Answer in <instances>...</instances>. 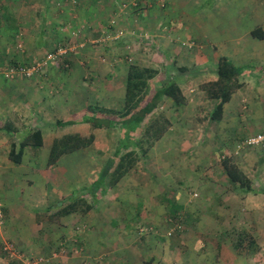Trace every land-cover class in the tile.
Segmentation results:
<instances>
[{
  "label": "rangeland",
  "instance_id": "374dc122",
  "mask_svg": "<svg viewBox=\"0 0 264 264\" xmlns=\"http://www.w3.org/2000/svg\"><path fill=\"white\" fill-rule=\"evenodd\" d=\"M132 4L137 2L125 6L127 8ZM2 7L0 2V11ZM1 15L0 13V27L3 26ZM111 26L108 31L115 35L112 40H109L110 36H106L102 30H91L94 50L104 54L110 53L114 48H121V51L125 48L129 54L125 64L129 62L158 67L157 69L169 73L168 76H179L182 80L181 89L185 97L187 96L188 103L176 109L169 101H164L160 110L172 122V127L162 143L164 148L154 156L147 155L118 182L119 184L117 183V186H111V174L119 161L118 157H115V151L118 147L120 127L102 133V144H95L87 151L64 157L59 166L68 169V173L55 171L54 177L58 174L62 176L63 173L69 181L71 180L68 194L84 181H93L94 173L90 172L91 169L102 168L97 177L109 170L98 191L84 195L93 207H98L100 213H94L93 218L89 217L91 213H87V218L69 215L64 219L58 218L55 222H48L49 227L45 225L48 229L45 227L40 230V239L9 236L5 244L16 253V258L8 257L3 251L4 243L0 244V257L5 260L3 264H36L37 261L42 262L41 264H264V169L262 171V167L256 166L263 154L262 150H240L236 136L231 139L233 147L222 145L225 135L219 133L223 128L222 124L207 119L214 103L207 99L205 93L199 91V79L202 74H195L191 61L184 64L188 66L187 71L180 70L184 62L176 56L171 58L168 65H165V62L163 65L155 63L154 54L160 53L161 49L150 46L152 39L161 32L167 34L166 37L173 38L172 27L154 30L139 29L135 26L129 28L130 30H123L116 28V23L112 25V22ZM71 28L72 26H68L63 29V35H66L63 38H68L72 30H77L78 36L70 37L72 44H78L74 52L76 53L83 43H80L83 32ZM186 31L188 30L183 31L184 37L179 39L176 45L183 52L193 54L198 44L189 40L190 32ZM121 40H126V46L117 45L115 42ZM21 42H16L18 51L24 50ZM135 52L142 55L145 62L143 59H135L139 57ZM13 65L16 63L10 66ZM4 81L5 79H0V84ZM30 115L28 110L20 120L9 123H13L21 132L39 127V124L36 125V118ZM49 130L50 128L46 129ZM90 130L92 131L91 127ZM48 134L49 138L54 136ZM0 135V148L4 147L3 150L0 149L3 151L1 163L3 159L8 160L12 143L19 140L13 134L0 132ZM224 151L231 152L236 163H241L242 167L249 171V176L254 182L252 193L247 194L239 187L233 188L229 184L222 167ZM124 153L125 151H122L120 155ZM48 157L49 149L30 150L25 153L23 167L14 164L18 178L12 177L8 182H14V185H9L11 190L7 196L11 201H18L21 190L26 195H35L33 187L40 182V178L32 174L26 176V173L31 171L24 170L26 166H37L43 170L46 166L49 170ZM86 164L87 178L79 182L77 167L82 165L85 168ZM82 170L84 172L85 169ZM10 173L12 174L9 171L5 175ZM21 181L24 184H21ZM147 183L151 185L150 191L144 192L143 187H146ZM39 185L44 187V184ZM93 185L94 183H91L87 187L93 190ZM9 186L0 187L3 215L0 228L5 226L4 220L7 219L3 195ZM166 196L175 204H181L183 209L177 210L175 215L171 214ZM62 201L63 199H60L58 202ZM137 205H140L138 209ZM42 216L43 214L40 217L43 218ZM23 232L25 230H20V233ZM34 233L37 234L38 231L34 230ZM242 233L248 234L254 245H249L248 238L238 250L237 242ZM43 241L44 244L41 243ZM61 243L63 245H60ZM251 249L253 253L249 251Z\"/></svg>",
  "mask_w": 264,
  "mask_h": 264
},
{
  "label": "crops",
  "instance_id": "0c3cea01",
  "mask_svg": "<svg viewBox=\"0 0 264 264\" xmlns=\"http://www.w3.org/2000/svg\"><path fill=\"white\" fill-rule=\"evenodd\" d=\"M75 1L76 3H73V0H0L3 5L0 11L3 17V26L0 27V71L11 64H33L44 59L47 53L54 50L57 43L64 39L63 37L66 35H63V29L68 26L83 32L80 42L83 43L80 49L70 55L67 60L52 65L32 79L1 82L0 86L3 88L0 87V124L7 121L16 122L17 119L20 120L25 115L26 111L30 110V116L35 117L38 121L36 125H40L36 128H40L43 132L44 146L40 149H49V154L55 139L72 133L83 135L94 133L96 139L93 146L102 144L103 140L100 139L102 133L113 129L94 132L87 124L63 128H56L55 124L59 120L77 115L89 105H100L107 108L122 107L126 93L125 82L128 65L130 64L129 62L125 64V59L127 61L129 54L125 48L122 51L121 48H114L110 53L104 54L102 51L97 52L98 50H94L93 41H91L93 35L90 33L93 30H102L106 36H110L109 40H112L115 35H111L108 30H111V22H115V27L123 30L135 26L139 29L154 30H165L168 29V26L172 27L173 38H168L165 36L167 34H161V32L152 39L150 46L152 48L156 46L158 50L161 49L160 53L154 54V60L159 57L165 62V65H168L171 58L174 59L175 56L178 59L181 58L180 61L184 62L183 65L187 61H191L195 74H202L199 79L200 85L216 81L219 59L221 57L230 59L243 70L242 88L225 105L223 119L219 122L223 127L219 133L225 134L222 145L232 146L231 139L234 136L238 139V143H241L249 137L264 133V39H258L252 35L256 29H260L264 34V0ZM132 2H137V4L126 8L125 4L129 5ZM139 22L140 24H138ZM184 30L190 32L189 40L196 41L198 44L193 54L183 52L176 45L179 39L184 37ZM19 41H22L21 43L24 45L23 51H18L16 48V42L18 44ZM115 42L117 45L126 46V40ZM136 54L139 57L135 59H143L145 62L142 55ZM187 67L184 65L180 70L187 71ZM152 68L157 69L158 67ZM173 77L181 87V78ZM171 105L173 104L171 103ZM175 108L179 109L180 107L175 106ZM47 128L50 130L46 131ZM214 132L215 130L213 136H215ZM48 133L51 135L55 133V135L49 138ZM166 135L149 151L148 157L154 156L164 148L162 143L167 137ZM118 137L119 145L120 134ZM0 149L3 150L4 147ZM1 150L0 157L3 153ZM30 150L35 149L28 148L25 151ZM232 150L229 149L233 153ZM254 150H262L263 154L256 166L262 167L263 171L264 145L258 146ZM66 156L69 155L63 156L61 160ZM24 165L23 159V163L19 166L23 167ZM238 165L251 178L249 171L242 167L241 163ZM86 167L87 164L85 168L82 165L77 167L79 182L87 178ZM14 169V164L10 162L9 158L2 160L0 163L1 188L14 185V182L8 183L12 177L18 178ZM28 169L31 173H26V176L28 174L37 175L40 182H35L34 196H30L27 192L26 195L21 190V196L17 202L11 201L7 197L11 190L10 186L4 192L3 204L7 219L4 220L5 226L0 228V244H5L6 239L11 235L40 239V230L45 229V225L49 227L50 223L48 222L52 223L58 218L66 217H55L51 220L46 218L45 212L64 196L69 195L67 190H70L71 180L69 181L63 175V173H68V169L60 167L59 164L49 170L46 169V166L44 170L37 166H26L24 171ZM82 169H85L84 172ZM9 171L12 174L5 175ZM55 171L63 172L62 176L58 174L55 178ZM101 171L100 167L91 169L90 172L94 173L93 181L90 183L84 181L77 189L98 181L100 176L97 177V175ZM21 184H24L23 181ZM39 184H44V187ZM147 184L146 187H143L144 192L150 191L151 185ZM5 196L6 198H4ZM166 200L170 204L169 212L173 214L175 209L172 208V205L177 204L169 196H166ZM6 205L10 207L7 208ZM136 207L138 209L140 205ZM89 213H91L89 217L93 218L94 213H100V211L97 206H94ZM41 214H43V218L40 217ZM71 216L88 217L79 214H71ZM7 223L10 224L6 225ZM48 227L46 228L48 229ZM20 230H25V232L20 233ZM34 230H37L38 233L35 234ZM41 243L44 244V241ZM3 263L5 260L0 257V264Z\"/></svg>",
  "mask_w": 264,
  "mask_h": 264
},
{
  "label": "trees",
  "instance_id": "16d2710c",
  "mask_svg": "<svg viewBox=\"0 0 264 264\" xmlns=\"http://www.w3.org/2000/svg\"><path fill=\"white\" fill-rule=\"evenodd\" d=\"M252 35L258 39H264V34L260 29L254 30ZM155 62L160 65L164 63L159 57H156ZM17 65L20 64L13 66ZM6 69H1L0 72ZM242 72L241 68L237 67L227 57L219 59L217 80L200 85V90L207 95L208 100L214 103V109L207 116V119H210L212 122H220L223 119L225 105L242 88ZM125 88V99L121 108L89 105L77 115L59 120L55 124L56 128L87 124L94 132L120 127L119 145L115 151V157H118L119 161L114 172L111 174V186H115L139 162L145 159L149 151L171 129L172 122L160 110L164 101L167 100L178 108L188 103L176 78L168 76V73L163 70L152 67L130 63L128 65ZM0 131L6 134H13L19 140V142L14 141L12 143L8 155L9 160L15 165L23 163L26 149H40L44 146V136L40 128L25 129L21 132L13 123L6 122L0 124ZM95 139L94 133H90L89 135L72 133L55 139L50 150L47 167H56L65 155H71L80 150L90 148L93 146ZM122 151H125V153L120 155ZM223 154L222 167L229 184L233 188L239 187L240 190L247 194L252 193L254 189L252 179L236 163L231 152L224 151ZM108 171L106 172L105 170L98 181L94 183L93 190L88 187L74 190L71 194L64 196L61 203L58 202L52 205L45 212V215H48V218L53 220L55 217L71 214L86 215L89 213L93 209V206L84 198V195L87 192L95 194L101 184L104 183L103 179L108 175ZM172 208L175 209V212H173V215H175L177 210L181 211L183 209V206L177 204L172 205ZM248 238V234L242 233L237 242L238 250ZM248 242L250 243L249 245H254L252 238H249ZM5 248L6 244H3V251L9 255L8 257L12 259L16 258ZM249 251L253 253L252 249Z\"/></svg>",
  "mask_w": 264,
  "mask_h": 264
},
{
  "label": "built area",
  "instance_id": "2783aa9c",
  "mask_svg": "<svg viewBox=\"0 0 264 264\" xmlns=\"http://www.w3.org/2000/svg\"><path fill=\"white\" fill-rule=\"evenodd\" d=\"M73 3H76L75 0H73ZM115 22H112V25H114ZM73 29V27L71 28ZM73 31V30H72ZM71 31V34L68 36V38H64L56 47L54 51H51L47 53L44 59L34 62L31 65H17V66H10L5 71L0 72V79H5L8 81L15 80V79H32L35 76H38L41 74L44 70L50 68L52 64H58L60 62H63L66 58H68L70 55H72L77 50L78 44H72L71 43V36H78L77 30ZM21 47V46H20ZM264 144V133L259 134L256 136L249 137L243 142H241L238 145V148L240 150L246 149V148H255L258 146H261ZM0 205V222L3 218ZM6 250L10 251L12 255L15 253L13 252L12 248L9 246H6ZM42 262H36V264H41Z\"/></svg>",
  "mask_w": 264,
  "mask_h": 264
}]
</instances>
